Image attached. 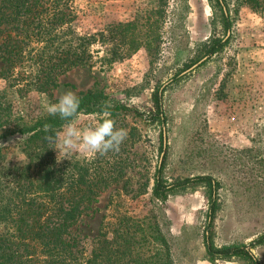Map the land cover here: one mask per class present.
Here are the masks:
<instances>
[{
    "label": "rangeland",
    "instance_id": "1",
    "mask_svg": "<svg viewBox=\"0 0 264 264\" xmlns=\"http://www.w3.org/2000/svg\"><path fill=\"white\" fill-rule=\"evenodd\" d=\"M72 2L73 31L92 39L90 66L59 76L51 99L35 91L18 94L1 79L0 94L14 122L42 116L45 105L68 90L127 108L111 117L128 133L118 152L91 158L73 151L65 157L55 149L59 162L99 159L103 176L116 177L74 228L87 250L99 232L110 241L119 218L127 216L136 223L129 264H252L243 255L210 262L204 233L213 247L239 246L264 264V0ZM223 14L229 18L226 31ZM218 40L226 44L207 53ZM121 50L129 55L121 59ZM154 93L161 100L163 127L153 120ZM74 119L90 126L96 114ZM7 129L0 128V136ZM22 139L0 140V147H11L7 158L15 165L26 162L16 148ZM159 164L165 183L199 176L217 182L208 229L210 194L203 184L175 189L165 201L153 197ZM150 213L154 220L138 229L137 221ZM117 244L120 252L126 247L122 239ZM101 264H110L105 255Z\"/></svg>",
    "mask_w": 264,
    "mask_h": 264
},
{
    "label": "trees",
    "instance_id": "2",
    "mask_svg": "<svg viewBox=\"0 0 264 264\" xmlns=\"http://www.w3.org/2000/svg\"><path fill=\"white\" fill-rule=\"evenodd\" d=\"M216 1L219 4V0ZM72 4V0H0V79L9 88H15L16 93L35 91L51 99L59 76L76 67L90 66L92 39L88 35L77 36L73 31L76 15ZM228 21L223 14L225 31L230 26ZM127 27L129 25L124 28ZM225 44L215 41L207 53H216ZM124 55L129 52L123 53L121 59ZM2 96L0 94V128L8 129L2 130L0 140L21 136L23 139L16 148L26 162L15 165L7 158L11 147H0V264H101L104 255L110 264H117L122 256L128 257L127 264L133 262L135 230L132 228L136 223L127 216L119 218L120 227L111 232L110 241H106V234L103 237L99 232L91 240L89 251L85 237L81 238L74 229L89 207L96 203L100 189L116 179L115 174L108 172L105 178L99 159L59 162L55 144L44 139L47 134L43 126L48 124L58 131L68 121L45 113L14 122L9 114L10 104L5 103ZM77 97L80 99L79 115L97 114L105 105L111 117L127 109L118 101L93 93ZM152 104L153 120L163 127L165 119L156 93ZM196 183L203 184L210 194L208 229L216 210L218 187L210 176L169 184L161 179L159 164L152 195L165 201L175 189ZM154 218L150 213L141 222L137 221L138 229L145 220ZM118 239L126 245L121 252ZM204 244L210 262L243 255L257 264L242 247H213L206 233Z\"/></svg>",
    "mask_w": 264,
    "mask_h": 264
},
{
    "label": "clouds",
    "instance_id": "3",
    "mask_svg": "<svg viewBox=\"0 0 264 264\" xmlns=\"http://www.w3.org/2000/svg\"><path fill=\"white\" fill-rule=\"evenodd\" d=\"M45 107L50 116H58L61 120L68 121L58 131H54L48 124L43 126V131L47 134L44 139L55 144L54 149L65 157L73 151L85 152L91 158L105 156L109 152H118L127 138L126 129L116 128L107 105L96 114L93 125L80 127L74 119L79 116L80 99L70 90L62 94L57 102L47 103Z\"/></svg>",
    "mask_w": 264,
    "mask_h": 264
},
{
    "label": "water",
    "instance_id": "4",
    "mask_svg": "<svg viewBox=\"0 0 264 264\" xmlns=\"http://www.w3.org/2000/svg\"><path fill=\"white\" fill-rule=\"evenodd\" d=\"M229 34V33H228ZM205 60V58L204 59H202L200 62H198L196 65H198V64H200L201 62H203ZM195 65V66H196ZM195 66H193V67H195ZM165 135V133L163 134V136ZM165 145H166V142H165V139H164V143H163V147H165ZM163 155V154H162ZM162 157V156H161Z\"/></svg>",
    "mask_w": 264,
    "mask_h": 264
}]
</instances>
